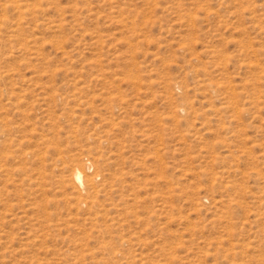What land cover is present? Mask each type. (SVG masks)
I'll return each mask as SVG.
<instances>
[{"label":"rangeland","instance_id":"obj_1","mask_svg":"<svg viewBox=\"0 0 264 264\" xmlns=\"http://www.w3.org/2000/svg\"><path fill=\"white\" fill-rule=\"evenodd\" d=\"M0 264H264V0H0Z\"/></svg>","mask_w":264,"mask_h":264},{"label":"bare ground","instance_id":"obj_2","mask_svg":"<svg viewBox=\"0 0 264 264\" xmlns=\"http://www.w3.org/2000/svg\"><path fill=\"white\" fill-rule=\"evenodd\" d=\"M75 177L77 179V182L81 184H84V176H83V173L80 169H77L75 171Z\"/></svg>","mask_w":264,"mask_h":264}]
</instances>
